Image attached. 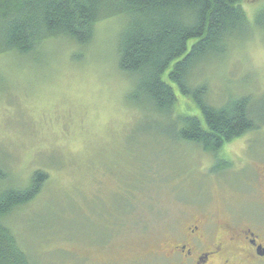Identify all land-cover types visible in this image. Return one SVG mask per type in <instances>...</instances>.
Listing matches in <instances>:
<instances>
[{"label": "rangeland", "instance_id": "374dc122", "mask_svg": "<svg viewBox=\"0 0 264 264\" xmlns=\"http://www.w3.org/2000/svg\"><path fill=\"white\" fill-rule=\"evenodd\" d=\"M241 6L253 26L264 0ZM120 23L98 24L83 48L56 40L30 57L0 56V197L47 175L5 220L34 264H154L172 233L197 217L249 223L247 213L264 204V121L213 156L180 141L169 121L131 108L117 65ZM199 70L193 81L207 82L210 105L249 96L264 109V31L254 28ZM174 112L197 109L178 96ZM216 159L229 172L217 177ZM149 175L154 185L129 184Z\"/></svg>", "mask_w": 264, "mask_h": 264}, {"label": "trees", "instance_id": "16d2710c", "mask_svg": "<svg viewBox=\"0 0 264 264\" xmlns=\"http://www.w3.org/2000/svg\"><path fill=\"white\" fill-rule=\"evenodd\" d=\"M243 1L0 0V56L30 57L40 45L56 40L83 48L92 42L98 24L118 19L117 65L130 81L126 104L169 121L180 141L214 156L231 141L261 128L257 122L264 121L263 107L255 109L251 97L217 108L208 102L207 82L193 81L197 71L201 76V66L223 61L228 49L254 28L264 31V10L252 26L242 9ZM178 96L189 98L197 113L175 115ZM229 167L216 159L217 177L229 172ZM130 177L137 182V176ZM46 178L36 172L28 189L1 195L0 264H34L5 220L37 196ZM136 182L129 184L133 188L154 185L151 175Z\"/></svg>", "mask_w": 264, "mask_h": 264}, {"label": "flooded vegetation", "instance_id": "af4514ba", "mask_svg": "<svg viewBox=\"0 0 264 264\" xmlns=\"http://www.w3.org/2000/svg\"><path fill=\"white\" fill-rule=\"evenodd\" d=\"M246 217L249 223L239 224H211L197 217L174 231L152 260L154 264H234L238 258V264H264V204L253 206Z\"/></svg>", "mask_w": 264, "mask_h": 264}]
</instances>
